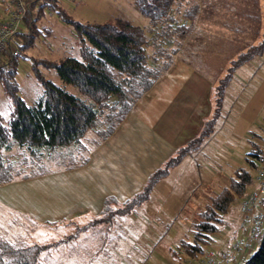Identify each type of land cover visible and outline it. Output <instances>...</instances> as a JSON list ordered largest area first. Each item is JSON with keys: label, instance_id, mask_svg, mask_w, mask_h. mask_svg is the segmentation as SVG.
Segmentation results:
<instances>
[{"label": "rangeland", "instance_id": "obj_1", "mask_svg": "<svg viewBox=\"0 0 264 264\" xmlns=\"http://www.w3.org/2000/svg\"><path fill=\"white\" fill-rule=\"evenodd\" d=\"M219 1L181 0L176 3L172 10L175 20L181 19L195 4L197 14L192 25L189 20H182L189 31L183 39L174 37L173 41L157 36L160 28L151 36L148 32L150 22L140 15L133 0H58V5L67 16L79 23L102 24L119 17L129 20L143 29L150 39L151 45L147 47L149 56L153 54L154 45L170 54L169 68L161 78L172 73L167 78L174 81L165 84L163 91L155 94V103L148 105L147 109L143 106L148 97L140 101L134 115L139 118L144 115V123L165 134V138L179 148L197 135L203 121L210 116L213 80L225 71L228 61L234 58V51L240 48L238 44L242 37L223 27L225 10H219L223 5ZM260 3L264 6V0ZM7 6L9 0H0V21L7 17ZM37 26L41 33L33 40L34 44L23 52L16 47L20 56L23 54L26 58L17 61L15 82L20 97L29 105L42 93L31 68L32 61L59 62L65 57H78L79 48L72 26L63 22L50 8H43ZM44 29L51 31L47 33ZM17 37L21 43V37ZM38 69L46 80L62 85L54 70L42 66ZM68 90L78 94L72 87ZM12 110L11 101L0 86V117L4 125ZM259 137L264 138V55L237 69L224 95L214 133L200 151L186 157L167 178L161 180L149 200L136 208L134 213L117 217L108 230L104 225L97 226L69 238L88 219L73 223L31 220L27 213L29 208L34 209L33 204L43 208L51 195L45 194L44 183L37 181L45 175L32 179L36 181L30 187L31 193L25 186H16L15 194L11 185L22 181L19 178L11 185H0V239L14 244L54 245L42 255L40 264H187L200 262L203 256L211 253L216 257L244 234L240 203L255 187V171H250L252 183L246 188L245 195L231 204L225 224L214 235V241L205 247L203 255L187 258L177 251V247L181 239L190 240L189 228L196 213L204 209L210 198L229 187L236 170L247 168L245 156L252 149L250 142L264 147ZM3 152L1 150L2 155ZM6 155L24 173L31 171L19 164L16 151ZM71 161L65 159L60 163L72 164ZM56 164L55 161L43 160L33 169L55 170ZM15 195L18 212L13 208ZM57 242H61L58 243L60 245ZM258 246L259 243H256L250 252L238 254L231 264H244L255 254ZM224 247L228 248L225 250ZM173 250L177 254H173Z\"/></svg>", "mask_w": 264, "mask_h": 264}, {"label": "trees", "instance_id": "obj_2", "mask_svg": "<svg viewBox=\"0 0 264 264\" xmlns=\"http://www.w3.org/2000/svg\"><path fill=\"white\" fill-rule=\"evenodd\" d=\"M133 1L140 15L149 20L151 27L148 32L151 36L160 28L157 36L167 41H173L174 37L183 39L189 29L185 28L182 20H189L192 25L197 14L195 4L181 19L175 20L172 10L181 0ZM219 2L223 4H219V10H225L223 27L239 34L242 40L225 71L213 80L210 116L203 121L200 131L192 140L177 148L147 178L138 193L123 203L117 202L113 197L107 198L101 214L79 227L69 238L76 237L84 229L97 226L104 225L108 230L117 217L130 215L146 203L155 186L168 177L186 157L200 151L205 141L214 133L224 95L237 69L264 55V6L260 0ZM44 7L50 8L63 22L72 26L79 42L78 57H65L59 62L34 59L31 68L42 87V93L30 105L20 97L15 82L17 61L26 57L23 54L14 58L9 55L1 61L0 86L10 99L13 110L6 125L0 117V185L19 178L27 180L84 166L91 150L114 134L133 107L169 68L170 54L154 45L153 54L149 56L147 47L151 45L150 39L143 29L129 20L119 17L102 24L79 23L67 16L58 5V0L31 1L22 18V30L16 34L22 40L16 44L20 51L33 45V40L41 33L37 23ZM43 31L50 33L51 30ZM39 66L54 70L62 85L57 86L46 80L40 73ZM68 87L74 88L78 94L71 93ZM259 139L264 142V138ZM250 144L252 149L245 156L247 168L236 170L229 187L210 198L204 209L196 213L189 228L190 240L179 241L177 251L187 258L204 254L205 247L214 241V235L225 224L231 204L242 198L246 188L252 183L250 171H255L262 162L264 147L253 142ZM1 150L4 151L3 155ZM13 151H16L19 164L31 170L29 173H24V170L15 167L9 160L6 154ZM65 159L72 160V164H61ZM43 160L55 161L56 169L34 170L33 167ZM58 243L61 242L56 244ZM52 246L54 245L14 244L0 239V264H40L42 255ZM177 251L173 250L172 253L177 254ZM244 264H264V237L255 254Z\"/></svg>", "mask_w": 264, "mask_h": 264}, {"label": "crops", "instance_id": "obj_3", "mask_svg": "<svg viewBox=\"0 0 264 264\" xmlns=\"http://www.w3.org/2000/svg\"><path fill=\"white\" fill-rule=\"evenodd\" d=\"M5 10L8 13V10ZM6 19L5 16L2 21ZM171 75L172 73H169L167 77ZM167 77L159 79L138 101V103L143 102L148 97L147 103L145 102L143 106L144 109H147L148 105L151 106V103H155V94L158 91L162 92L165 84L174 81ZM136 105L114 134L91 150L88 162L84 166L47 174L44 176L47 177L46 179L41 177L37 180L44 183L45 194L51 195V199L45 201L43 208L36 204H33L36 209L29 208L27 213L31 216V220L46 223H72L76 220L88 219V222L101 214L107 198L113 197L117 202L123 203L142 189L147 178L177 148L165 138V134L158 133L144 123V115L140 118L134 115L137 111ZM36 178L15 181L7 185L13 183L11 187L15 194L16 186L19 188L25 186L31 193L30 187L36 181L32 179ZM9 187L6 188L9 189ZM13 200L14 207L11 206L17 211L16 195ZM224 248L226 250L228 247ZM219 255L216 258H219Z\"/></svg>", "mask_w": 264, "mask_h": 264}, {"label": "built area", "instance_id": "obj_4", "mask_svg": "<svg viewBox=\"0 0 264 264\" xmlns=\"http://www.w3.org/2000/svg\"><path fill=\"white\" fill-rule=\"evenodd\" d=\"M32 0H9L7 19L0 22V63L9 55L19 57L16 44L20 43L17 33L21 32L22 18ZM17 39V40H16ZM8 55V56H7ZM254 189L240 203L241 227L243 236L235 240L229 248L216 258L213 253L202 257L200 262L187 264H231L240 253L253 249L264 237V152L263 160L255 170Z\"/></svg>", "mask_w": 264, "mask_h": 264}]
</instances>
